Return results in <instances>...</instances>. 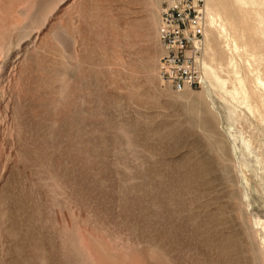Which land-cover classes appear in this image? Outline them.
I'll return each instance as SVG.
<instances>
[{
  "label": "rangeland",
  "instance_id": "374dc122",
  "mask_svg": "<svg viewBox=\"0 0 264 264\" xmlns=\"http://www.w3.org/2000/svg\"><path fill=\"white\" fill-rule=\"evenodd\" d=\"M162 2L0 0V264H264V0L179 92Z\"/></svg>",
  "mask_w": 264,
  "mask_h": 264
},
{
  "label": "built area",
  "instance_id": "2783aa9c",
  "mask_svg": "<svg viewBox=\"0 0 264 264\" xmlns=\"http://www.w3.org/2000/svg\"><path fill=\"white\" fill-rule=\"evenodd\" d=\"M205 0H163L159 40L164 49L159 73L175 91L203 84L201 60L206 17Z\"/></svg>",
  "mask_w": 264,
  "mask_h": 264
},
{
  "label": "bare ground",
  "instance_id": "6f19581e",
  "mask_svg": "<svg viewBox=\"0 0 264 264\" xmlns=\"http://www.w3.org/2000/svg\"><path fill=\"white\" fill-rule=\"evenodd\" d=\"M207 8H206V0H205V4H204V12H205V17H206V25H205V29H207L206 28V26H208V24H209V22H210V26L211 27H215V26H217V23H216V21L217 20H215V18L214 17H212V16H209V14H208V9L206 10ZM207 12V13H206ZM222 32L223 33H225L226 34V30L223 28L222 29ZM205 40H206V32H205V30H204V49H203V52H205ZM205 54V53H204ZM203 54V55H204ZM203 59V58H202ZM202 61V60H201ZM200 66H201V63H200ZM257 82H258V84L260 85V86H264V82L261 80V79H259L258 78V80H257ZM204 83V82H203ZM241 84H242V81L240 82Z\"/></svg>",
  "mask_w": 264,
  "mask_h": 264
}]
</instances>
